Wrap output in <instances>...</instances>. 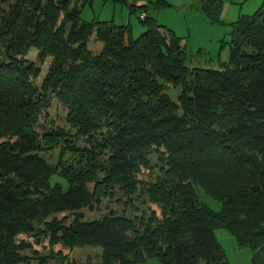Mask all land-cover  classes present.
Listing matches in <instances>:
<instances>
[{
	"label": "trees",
	"instance_id": "obj_1",
	"mask_svg": "<svg viewBox=\"0 0 264 264\" xmlns=\"http://www.w3.org/2000/svg\"><path fill=\"white\" fill-rule=\"evenodd\" d=\"M94 1L0 0V264H31L21 235L48 241L36 264H91L56 245L100 248L96 264H230L218 229L264 264V0L229 23L217 69L188 65L183 38L148 15L150 2L131 5L145 13L134 37L130 23L82 19ZM200 9L224 23L223 0ZM53 99L64 125L48 115ZM137 197L158 211L138 216ZM105 199L125 207L88 219L83 210Z\"/></svg>",
	"mask_w": 264,
	"mask_h": 264
},
{
	"label": "rangeland",
	"instance_id": "obj_2",
	"mask_svg": "<svg viewBox=\"0 0 264 264\" xmlns=\"http://www.w3.org/2000/svg\"><path fill=\"white\" fill-rule=\"evenodd\" d=\"M157 0H109L104 2L102 0H95L92 6H86L82 9L81 17L84 20L100 19V20H115L118 24H128L132 26L134 37L139 36L143 31L146 30L140 20L141 14L140 9L131 12L132 4H143L150 2V9L147 11L148 15L156 18L159 24L166 26L183 38L181 44H185V50L187 55V64L190 66H201L208 68H219V64L223 61H227L230 56V48L228 44H224V41L230 40L231 26L229 23L237 20L241 15L254 13L261 5L262 0H223V11H222V24H213L209 18L201 11L200 3L201 0H166L170 3L168 7L156 8ZM224 44V45H223ZM89 48L98 53L103 48V43L95 41L93 38L89 42ZM38 50L33 47L29 51L27 58L29 60H37ZM50 58L42 64V73L37 79V84H41L46 74ZM174 99L177 98V90L171 88L169 91ZM66 109L64 105L57 99L52 100V105L48 109V115L55 123L60 125L65 124ZM157 161L156 157L152 158V162L155 164ZM154 166V172L149 170H143L140 174L141 178L145 181L153 179L157 171V166ZM54 181V178L52 179ZM197 193L200 199L208 204L215 210L221 208V203L210 195H208L202 188H197ZM144 199V198H143ZM142 198L137 197L134 199L135 203H139V211H135V214L140 216L144 210L151 212L152 210L158 211L156 205L150 203L148 200L143 201ZM125 206L117 200L105 199L100 210H89L84 209L83 212L88 219H95L101 217L108 211L117 210L121 211ZM69 212L57 214V218L64 216L69 217ZM217 237L224 246L230 264H253L252 256L253 251L249 248H239L237 246L236 239L226 229H218L216 231ZM20 238L25 239L32 243V248L28 249L25 253L30 256L31 264H36V259L33 257V249L38 250L42 254L48 253L50 246L48 241L44 242L43 245L34 243L32 238L21 235ZM55 251L63 249L64 254H69L70 259L76 262L89 261L91 264H96L100 261V248H94L86 246L83 248H76L74 250L65 249L62 245H56ZM54 264V262H50ZM146 264H160L157 258H149Z\"/></svg>",
	"mask_w": 264,
	"mask_h": 264
},
{
	"label": "built area",
	"instance_id": "obj_3",
	"mask_svg": "<svg viewBox=\"0 0 264 264\" xmlns=\"http://www.w3.org/2000/svg\"><path fill=\"white\" fill-rule=\"evenodd\" d=\"M141 17L144 18V17H145V13H142V14H141Z\"/></svg>",
	"mask_w": 264,
	"mask_h": 264
}]
</instances>
